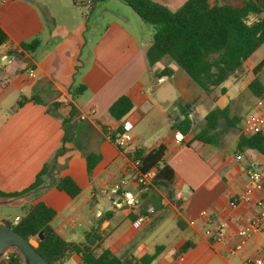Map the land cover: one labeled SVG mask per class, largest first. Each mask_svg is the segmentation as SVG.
<instances>
[{
  "label": "crops",
  "instance_id": "1",
  "mask_svg": "<svg viewBox=\"0 0 264 264\" xmlns=\"http://www.w3.org/2000/svg\"><path fill=\"white\" fill-rule=\"evenodd\" d=\"M152 1L177 10L187 0ZM0 26L8 35L0 46L1 192L25 189L48 166L53 171L41 192H30L25 204L53 207L52 226L66 240L85 242L100 226L107 234L103 248L119 257L140 259L158 249L152 264H243L264 250V228L236 248L238 230L254 219L256 201L264 198V155L237 150L242 120L259 97L247 98L244 85L232 88L231 79L207 92L168 56L150 66L155 28L125 0H0ZM35 38L41 42L34 51L22 47ZM167 67L170 76H157ZM123 95L133 108L116 119L109 109ZM217 107L228 109L215 131L218 143L195 139ZM187 119L189 133L172 127ZM67 127L72 136L63 142ZM125 133L131 140L120 148L112 135ZM160 144L166 148L162 165L174 170V182L143 189L133 155ZM89 153L100 158L92 173ZM250 171L261 173L259 183L250 182ZM64 176L79 184L78 196L55 186ZM247 187L252 192L243 200ZM127 193L135 204L126 203ZM104 195L110 203L102 209ZM203 210L208 219L200 217ZM9 216L0 214V220ZM217 225H223L220 241L206 233Z\"/></svg>",
  "mask_w": 264,
  "mask_h": 264
},
{
  "label": "trees",
  "instance_id": "2",
  "mask_svg": "<svg viewBox=\"0 0 264 264\" xmlns=\"http://www.w3.org/2000/svg\"><path fill=\"white\" fill-rule=\"evenodd\" d=\"M125 1L145 22L155 28L147 50L149 65L152 66L168 56L207 92L224 84L244 61L264 46V0H234L213 5L209 0H187L177 10H171L152 0ZM7 40L8 35L0 26V46ZM40 42V38H35L23 43L22 47L27 51H34ZM263 68L264 58L254 66L255 76L248 85L256 97L264 96V83L260 78ZM172 72V68L167 67L157 76H170ZM132 108L131 99L123 95L111 105L109 112L114 118L122 119ZM227 110V107L211 110L206 116L205 127L194 138L207 144L218 143L215 131L220 118L227 114ZM240 121V117L230 119V125L237 126ZM68 122V120L64 122L65 127ZM172 127L179 128L183 134H187L191 130V120H184ZM71 136L72 131L67 127L63 142L71 139ZM116 136L112 135L114 141ZM245 148L254 149L264 155V135L240 134L237 150L240 152ZM64 149L61 147L58 155ZM165 151V145L160 144L148 153L137 150L133 155L134 159L140 160L138 165L140 172L157 170L152 185L170 187L174 182V170L168 165H162ZM86 159L87 170L92 173L100 160L99 155L89 153ZM52 171L45 166L37 174L35 181L25 189L13 193L0 191V195L19 196L30 192L38 195L45 184V177ZM55 186L71 197L81 193V187L71 176L58 178ZM170 198L172 199V195ZM22 208L24 213L20 215V220L7 217L4 221L28 239L37 236L36 249L52 264H62L74 255L82 264H152L160 252L157 249L140 259L119 257L109 249L103 248L107 234L100 226L87 234L85 242L78 243L64 239L55 231L52 221L56 216V210L44 201L25 204ZM41 231L43 239L39 237ZM188 246L189 244L184 245L180 251L186 250ZM8 256L9 259L4 258L0 264H23L19 252L11 251Z\"/></svg>",
  "mask_w": 264,
  "mask_h": 264
},
{
  "label": "built area",
  "instance_id": "3",
  "mask_svg": "<svg viewBox=\"0 0 264 264\" xmlns=\"http://www.w3.org/2000/svg\"><path fill=\"white\" fill-rule=\"evenodd\" d=\"M95 0H87V3L92 5ZM252 19H250L251 21ZM8 62H10V56L5 55L4 57ZM28 74L31 77L36 76V70L32 65H28L27 69ZM242 133L246 134H262L264 135V96L259 97L255 104V109L245 115V117L242 120ZM177 140H181L182 135H177ZM131 140V135L129 133L125 134H119L116 136L115 144L122 148L125 147L128 142ZM135 164L138 166L140 164V160L136 159ZM157 173V170L153 169L148 172L142 173L140 172L137 177V182L140 185L141 188L147 189L149 188L152 183L153 179L155 178V175ZM249 180L251 183H259L261 181V173L258 171H250L249 172ZM119 187H116L115 192H117ZM251 189L247 187L243 193L240 194V198L243 200H248L251 195ZM126 203L127 204H135V198L131 194H126ZM256 206L258 208V212L254 219L249 223L248 226L240 228L237 232V235L240 239V242L237 243L236 248L241 249L243 242L245 240L250 239L253 234L257 231H260L264 228V198H261L256 201ZM200 217L208 219V213L207 211L203 210L200 213ZM16 221L20 220V216L15 217ZM143 220V219H142ZM222 226L223 225H217L215 228H209L206 230V233L208 236H211L212 238L220 241L222 237ZM6 260L9 259L8 254L4 257ZM177 264H181L180 261L177 262ZM243 264H264V250L261 251L259 254H257L254 257L248 258L244 261Z\"/></svg>",
  "mask_w": 264,
  "mask_h": 264
},
{
  "label": "water",
  "instance_id": "4",
  "mask_svg": "<svg viewBox=\"0 0 264 264\" xmlns=\"http://www.w3.org/2000/svg\"><path fill=\"white\" fill-rule=\"evenodd\" d=\"M30 193L19 196L0 195V206L11 205L22 207L30 200ZM43 239V232L39 234ZM11 251H17L22 257L23 264H52L48 259L42 256L31 240L21 235L12 226H9L4 220H0V263L5 255Z\"/></svg>",
  "mask_w": 264,
  "mask_h": 264
},
{
  "label": "rangeland",
  "instance_id": "5",
  "mask_svg": "<svg viewBox=\"0 0 264 264\" xmlns=\"http://www.w3.org/2000/svg\"><path fill=\"white\" fill-rule=\"evenodd\" d=\"M262 58H264V46L261 49H259L257 52H255V54L251 58L244 61V63L240 66V68L232 76H230L228 79V80L231 79L233 82L232 88H237L243 84L244 89H245L244 90L245 96L247 98H250L251 100H255L256 97L249 90V88L246 86V84L254 78L255 75L253 73V67ZM260 78L264 83V68L260 73ZM221 133L224 135L225 131H221ZM109 203H110L109 197L107 195H104L103 201L100 202V204H99V208H102V209H105L106 207L108 208ZM23 213H24V209L22 207L11 206L8 204L0 206V214H10L11 216H9V218H14L16 214L21 215ZM4 219H2V220H4ZM30 240H31V243L33 245L37 246V244H38V237L37 236L30 238ZM62 264H82V262L78 257L72 256L71 258H69L67 261H65Z\"/></svg>",
  "mask_w": 264,
  "mask_h": 264
}]
</instances>
